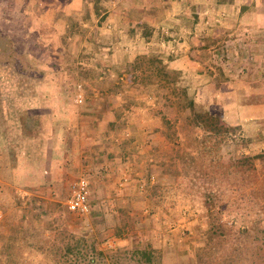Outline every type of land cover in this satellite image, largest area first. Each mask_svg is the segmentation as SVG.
I'll return each mask as SVG.
<instances>
[{
    "label": "rangeland",
    "instance_id": "1",
    "mask_svg": "<svg viewBox=\"0 0 264 264\" xmlns=\"http://www.w3.org/2000/svg\"><path fill=\"white\" fill-rule=\"evenodd\" d=\"M87 1L93 10V0ZM242 1L243 22L264 25V0ZM17 6L22 9L23 0H0V264H264V131L246 139L238 128L228 131L217 147L214 141L199 145L187 113L171 103L166 86H156L152 100L163 127L162 142L154 149L151 168L144 167L146 174L153 173L154 183L144 190L152 210L142 215L138 209L129 216L124 203L104 207L105 196L96 178L100 174L88 176L89 212L75 215L67 210L69 184L78 176L45 179L43 159L50 124L46 107L39 103V90L41 75L50 72L45 73L38 61L40 50L27 38L33 34L26 28L32 20L17 16ZM69 21L75 23L72 18ZM71 28L78 30L80 25ZM101 40L94 41L92 48L100 46ZM245 57L244 65L253 63L247 51ZM76 66L67 70L70 75L78 67L83 70V65ZM171 81L183 86L178 74ZM118 83L113 82L109 91ZM66 91L63 95L69 97ZM99 98L107 99L105 94ZM241 154L260 155L252 158L253 169H234L233 159ZM211 168L214 171L209 172ZM155 211L161 222L154 217ZM211 224L223 225L224 235L210 242L204 262L198 263L195 253L205 245ZM165 232L171 238L160 245ZM145 246L159 250V263L155 257L147 262L136 255Z\"/></svg>",
    "mask_w": 264,
    "mask_h": 264
},
{
    "label": "crops",
    "instance_id": "2",
    "mask_svg": "<svg viewBox=\"0 0 264 264\" xmlns=\"http://www.w3.org/2000/svg\"><path fill=\"white\" fill-rule=\"evenodd\" d=\"M237 1L107 0L99 21L103 11L96 15L87 0H23L17 16L31 18L26 28L33 34L27 38L40 50L38 61L45 73L50 72L41 75L39 90L50 124L45 179L100 174L96 178L104 207L124 203L129 216L138 209L141 214L152 210L144 190L154 183L153 173L146 174L144 167L151 168L155 160L163 127L152 101L157 85L133 82L136 73L132 67L126 71L137 55L162 59L178 73L200 110L222 124L239 126L245 136L264 131V25L245 24L246 15L239 14L245 4ZM70 18L79 23L78 30L71 28ZM101 37L98 52H92ZM246 51L254 60L248 65ZM76 65L84 67H78L75 77L67 70ZM82 71L93 74L84 76ZM113 82L118 86L109 91ZM76 83L83 88L80 104L73 99ZM91 201L88 195L90 208ZM156 214H149L151 221L154 216L161 222ZM167 233L160 245L171 238Z\"/></svg>",
    "mask_w": 264,
    "mask_h": 264
},
{
    "label": "trees",
    "instance_id": "3",
    "mask_svg": "<svg viewBox=\"0 0 264 264\" xmlns=\"http://www.w3.org/2000/svg\"><path fill=\"white\" fill-rule=\"evenodd\" d=\"M106 1L107 0H93L94 13L96 15H99L100 12L103 11V14H101L99 17V21H103V18L105 17L106 13L104 11L107 10V8L106 6H104V4L102 5V3ZM218 1L220 2L224 0H218ZM69 25L71 27H74L75 23L69 22ZM95 47H94L95 49L94 51L95 53H97L99 46L95 45ZM91 55L94 54L91 53ZM131 66H132V72L136 73L132 78L133 82H139L142 84L155 83L157 84V86L161 88L163 86L169 88L171 93V103H174L179 111H183L187 113L188 121L191 127L193 128V130L196 132V139L198 140L197 142L199 145H201L202 143L204 144L206 141H214L213 143H215L217 147L223 139L228 137L226 135L228 131L234 133L239 128V126H231L225 124L222 125L219 123L217 117L211 116L207 112L201 111L199 106H197L193 102V100L188 96L186 88L184 86L178 85L174 81L170 82V78L173 76V74L175 75L178 73L172 69H169L166 66V64L163 63L162 59H160L156 55H152V54L137 55L133 59ZM163 97L167 98V96L164 94ZM259 133L260 131L253 136H245V137H247L246 139H251L258 136ZM258 156L260 155L241 154L239 156H235V158L233 159L235 165L234 169H237V171L240 172L249 171V169H253L252 158H256ZM217 159L213 161L216 167L218 165ZM210 162L211 161L209 160V163ZM211 169L212 170L209 169V172L214 171L213 168ZM221 227L224 226L222 225ZM221 227L219 225L217 226V224H211L207 228L205 245L199 247L197 252L195 253V257L197 258L198 263L202 259L203 255L207 252L206 249L210 247V244L214 240L218 239L220 236L224 235V231ZM135 253L136 255H139V257L143 261L148 262L151 261L152 257H155L156 262L159 263L160 252L159 250L152 248L151 246L138 248ZM202 260L200 261V263L204 262V259Z\"/></svg>",
    "mask_w": 264,
    "mask_h": 264
},
{
    "label": "built area",
    "instance_id": "4",
    "mask_svg": "<svg viewBox=\"0 0 264 264\" xmlns=\"http://www.w3.org/2000/svg\"><path fill=\"white\" fill-rule=\"evenodd\" d=\"M74 102L80 104L83 99V88L81 84L74 85ZM89 180L85 175H80L69 184L68 197L65 205L69 212L75 215H83L89 212L88 202Z\"/></svg>",
    "mask_w": 264,
    "mask_h": 264
}]
</instances>
